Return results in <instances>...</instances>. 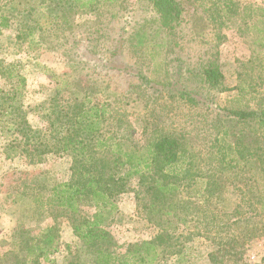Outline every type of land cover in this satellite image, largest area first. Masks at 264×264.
I'll list each match as a JSON object with an SVG mask.
<instances>
[{"label":"rangeland","instance_id":"374dc122","mask_svg":"<svg viewBox=\"0 0 264 264\" xmlns=\"http://www.w3.org/2000/svg\"><path fill=\"white\" fill-rule=\"evenodd\" d=\"M87 1L46 0L45 6L54 7V29L18 38L25 29V9L40 0H0L13 20L0 35V59L16 63L25 78L24 86L14 89L0 76V96L15 90L7 105L22 104L17 120L25 112L31 126L42 128L43 104L47 108L69 98L57 88L85 81L110 102L105 129L123 136L127 145L142 148L163 133L183 138L188 161L190 154L198 156L199 173L196 182L190 178L181 187L185 199L198 205L187 210L178 230L184 241L192 239L186 242L190 264H213L206 254L215 245L204 234L205 221L237 247L238 254L224 264H264V213L254 202L264 194V0H173L164 11L154 0H96L93 7H82ZM207 66L222 73L216 86L205 82ZM242 111L256 114L235 115ZM9 119L0 117V264H95L93 248L73 231L77 219L51 208L36 213L32 192L23 193L25 182L50 188L67 180L71 157L51 152L36 162L21 151L6 157L5 142L20 137L4 122ZM188 161L173 167L185 174ZM206 184L215 193L203 204V195L194 191ZM140 191L138 176L128 178L118 209L105 225L115 254L158 230ZM218 192L224 194L221 201ZM80 208L88 216L94 205L84 198ZM49 228L57 251L25 260L21 249ZM158 264L178 262L169 253Z\"/></svg>","mask_w":264,"mask_h":264},{"label":"trees","instance_id":"16d2710c","mask_svg":"<svg viewBox=\"0 0 264 264\" xmlns=\"http://www.w3.org/2000/svg\"><path fill=\"white\" fill-rule=\"evenodd\" d=\"M95 1L88 0L81 6L91 8ZM20 3L22 1L12 4L13 7H19ZM45 3L46 0H40V4L35 2L34 6L43 7L47 9L46 12H40L34 6L25 9V29L18 34V38L22 35L26 37L24 34L32 37L34 32L44 33L54 29V7L45 6ZM154 3L164 11L168 5L174 4V1L154 0ZM3 7L0 6V35L13 21L10 14L2 10ZM37 12L39 16H33ZM0 76L11 80L14 89L16 86L21 89L25 84V78L14 62L0 59ZM203 77L209 86H216L223 76L216 67L207 66L203 69ZM57 89H63V95L66 96L67 93L69 98L66 102H55L47 108H44L45 103L43 104V109L47 112L42 115L45 122L42 128L31 126L25 118V112L21 121L17 120L16 117L23 109L22 104L7 105L14 99L15 90L4 92L3 96H0V117L11 115V119L4 122L10 123V128L14 127L20 133V137L16 136L5 142L6 157L15 156L21 151L29 155L32 161L42 162L46 154L60 152L67 153L72 160L71 174L65 181L53 184L50 188L43 184L36 187L37 183H24L23 193L27 190L32 192L31 201L36 213L51 208L74 220L77 219V223L73 224V231L83 239L86 246L93 248L95 264H158L169 253L176 257L178 264H190L188 250L191 246H187L186 242L192 239L184 241L186 237L178 230L179 225L186 221L187 210L196 209L198 205L195 200L185 199L181 194V187L183 182L190 181V178L196 182L199 174L198 168L196 169L198 156L190 154L188 161L183 138L172 136L170 133L151 138L142 148L129 146L125 138L116 131L110 133L105 129V123L112 114L110 102L102 101L87 82L67 81L63 88ZM255 114L254 111H242L235 115L247 117ZM223 159H226V156ZM185 160L188 161L189 170L181 174L173 166ZM124 169L125 174L120 175ZM136 175L140 182L139 194L141 193L143 208L149 212L150 219L157 225L158 230L150 239L137 241L130 245L125 253L118 255L111 250L113 240L105 225L118 209L117 200L126 190V180ZM208 186L212 185L206 184L202 189L194 191L197 196L203 195V204L214 197L212 194L215 189ZM222 197L223 192L216 194L217 201H221ZM84 198H89L94 205L93 212L88 216L83 215L80 208ZM257 199L254 202L260 205L259 211L264 213V194H259ZM259 211L256 210L255 214H259ZM240 219L242 218L231 223H237ZM204 224V234L213 241V246L215 245L214 249L206 254L209 260L213 264H224L225 260H232V257L238 254L234 249L237 247L231 240L220 236L211 222L205 221ZM211 234L213 237H210ZM55 238L54 229L49 228L41 239L21 249L25 252V260H35L57 251Z\"/></svg>","mask_w":264,"mask_h":264},{"label":"crops","instance_id":"0c3cea01","mask_svg":"<svg viewBox=\"0 0 264 264\" xmlns=\"http://www.w3.org/2000/svg\"><path fill=\"white\" fill-rule=\"evenodd\" d=\"M58 252H61V251L58 250Z\"/></svg>","mask_w":264,"mask_h":264}]
</instances>
